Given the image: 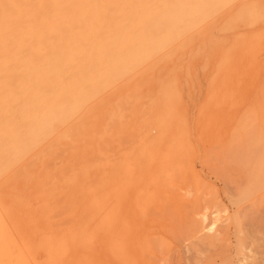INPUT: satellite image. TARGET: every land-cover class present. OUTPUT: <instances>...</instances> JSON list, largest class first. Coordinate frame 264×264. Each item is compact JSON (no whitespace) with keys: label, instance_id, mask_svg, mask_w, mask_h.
Segmentation results:
<instances>
[{"label":"rangeland","instance_id":"obj_1","mask_svg":"<svg viewBox=\"0 0 264 264\" xmlns=\"http://www.w3.org/2000/svg\"><path fill=\"white\" fill-rule=\"evenodd\" d=\"M26 4L0 40L1 264H264V0Z\"/></svg>","mask_w":264,"mask_h":264},{"label":"bare ground","instance_id":"obj_2","mask_svg":"<svg viewBox=\"0 0 264 264\" xmlns=\"http://www.w3.org/2000/svg\"><path fill=\"white\" fill-rule=\"evenodd\" d=\"M26 1L24 3H22L19 0H0V40L4 38V40H5L4 42H6V43L10 42V34L9 33H10L12 26H13V14L15 12L19 13V12H26V11L30 10V9H28L29 7L27 8ZM87 206H90V205H87ZM89 208H91V207H89ZM243 209H241V210H243ZM115 211H117V210H115ZM200 222H202V221H200ZM202 230L203 229H201V228H197V227L193 226V234H194L193 238L196 237L195 240L201 239V241H203V242H206V241L207 242L208 241L214 242L216 239H218L216 236L213 238H210V237L206 238L205 236L202 237L201 235L197 236L200 232H202ZM3 257H5V256L3 255ZM0 264H1V262H0Z\"/></svg>","mask_w":264,"mask_h":264}]
</instances>
